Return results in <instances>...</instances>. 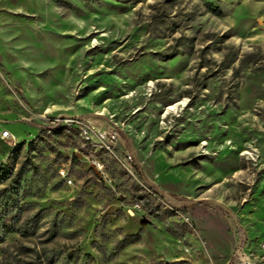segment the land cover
I'll list each match as a JSON object with an SVG mask.
<instances>
[{"label":"rangeland","instance_id":"374dc122","mask_svg":"<svg viewBox=\"0 0 264 264\" xmlns=\"http://www.w3.org/2000/svg\"><path fill=\"white\" fill-rule=\"evenodd\" d=\"M0 67V264H264V0H0ZM54 115L118 128L115 153Z\"/></svg>","mask_w":264,"mask_h":264},{"label":"built area","instance_id":"2783aa9c","mask_svg":"<svg viewBox=\"0 0 264 264\" xmlns=\"http://www.w3.org/2000/svg\"><path fill=\"white\" fill-rule=\"evenodd\" d=\"M0 80L4 82L10 92L16 95L19 94L18 88L9 83L1 67ZM49 121L54 127H56V129L65 128L68 130H77L83 138V146L93 143L92 134H96L99 139L105 142L106 148L112 153H115V149L117 147L116 142L121 138V133L118 128L105 125L100 118H89L76 115H54L49 117ZM50 130H52L51 127ZM1 135L4 138L13 139V141H10L12 146L16 144V142H14L16 137L9 129H3ZM94 164L99 170L104 169V162L100 159L97 158ZM123 164L131 172H133L134 168L136 169L135 157L132 150L127 151ZM58 170L60 175H62L68 183H73V178L70 176L69 170L66 168V166L61 165ZM146 189L150 191V194L159 197L161 196L174 210H180L176 209L175 204L171 201L169 194L165 192H158L149 185L146 186ZM135 205L140 206V203L137 202ZM235 259L236 264H260L259 260L248 254L242 247L236 251Z\"/></svg>","mask_w":264,"mask_h":264},{"label":"trees","instance_id":"16d2710c","mask_svg":"<svg viewBox=\"0 0 264 264\" xmlns=\"http://www.w3.org/2000/svg\"><path fill=\"white\" fill-rule=\"evenodd\" d=\"M125 139L127 141V144L129 146H131V142L128 138V136L126 134H124ZM20 145V144H19ZM16 146L12 147V149L10 150V155H12L14 153V151L16 150ZM132 150V148H130ZM133 151V150H132ZM134 153V152H133ZM135 157V165H136V169L137 172H139V175L142 177L143 181L149 185L150 187L154 188L155 190H157L158 192H164V190L162 188H160L157 184H155L153 181H151L143 172L142 168L140 167V165L138 164L137 160H136V156ZM10 172L11 170L9 169L8 166H6L5 168H0V181L2 179H6L10 176ZM170 196L171 201L175 204L176 209H186L188 207V202L190 201L188 198H185L181 195H177L174 193H167ZM130 236H127V238H125L124 241H122L123 244L125 243H131L133 242L135 239L133 238H129Z\"/></svg>","mask_w":264,"mask_h":264},{"label":"crops","instance_id":"0c3cea01","mask_svg":"<svg viewBox=\"0 0 264 264\" xmlns=\"http://www.w3.org/2000/svg\"><path fill=\"white\" fill-rule=\"evenodd\" d=\"M0 87L4 90H7L8 92L9 89L6 87V85L4 84V82L2 80H0ZM11 93V92H10ZM13 109L12 108H5V109H0V163L5 161L6 157H8L10 150L12 149V147L10 146V140L8 138H4L2 137V130L3 129H9L6 125H4L5 122H13L10 120H7L6 118L8 113L12 112ZM15 123V122H13ZM17 138V136H19L21 134V132L18 131H12L11 129H9ZM165 193H168L167 191L164 190Z\"/></svg>","mask_w":264,"mask_h":264}]
</instances>
